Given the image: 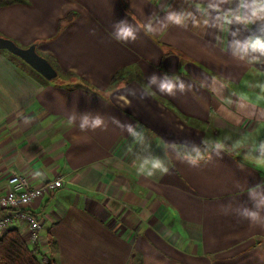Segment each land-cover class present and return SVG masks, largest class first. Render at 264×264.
Instances as JSON below:
<instances>
[{
  "label": "crops",
  "instance_id": "1",
  "mask_svg": "<svg viewBox=\"0 0 264 264\" xmlns=\"http://www.w3.org/2000/svg\"><path fill=\"white\" fill-rule=\"evenodd\" d=\"M252 5L0 0V37L35 44L62 74L48 82L0 51V195L13 174L63 182L31 207L56 264H264V55L243 47L264 39V18Z\"/></svg>",
  "mask_w": 264,
  "mask_h": 264
},
{
  "label": "built area",
  "instance_id": "2",
  "mask_svg": "<svg viewBox=\"0 0 264 264\" xmlns=\"http://www.w3.org/2000/svg\"><path fill=\"white\" fill-rule=\"evenodd\" d=\"M60 179L44 182L32 187L30 182L21 175L13 174L6 181V190L0 195V237L10 229V225L18 222L24 224L30 244L39 242L41 224L36 216L28 212L45 194L62 186ZM20 222V223H19ZM20 234V233H19Z\"/></svg>",
  "mask_w": 264,
  "mask_h": 264
},
{
  "label": "trees",
  "instance_id": "3",
  "mask_svg": "<svg viewBox=\"0 0 264 264\" xmlns=\"http://www.w3.org/2000/svg\"><path fill=\"white\" fill-rule=\"evenodd\" d=\"M9 58L10 60H13L16 57L9 54ZM31 71L35 73L33 70ZM35 74L37 75V73ZM118 76L119 74H117V77ZM61 188L62 186L49 193H55ZM28 212H30L31 215L36 216L35 213H32L31 209H28ZM46 243V250L40 248L41 251L39 252V246L35 244L34 246L29 247L30 244L25 242L18 230L8 229L6 233L0 237V264H42L36 254L42 255V257L45 258V264H56L54 259L57 252L56 246L53 243V240L49 239V237H47ZM45 251H48L47 254Z\"/></svg>",
  "mask_w": 264,
  "mask_h": 264
},
{
  "label": "water",
  "instance_id": "4",
  "mask_svg": "<svg viewBox=\"0 0 264 264\" xmlns=\"http://www.w3.org/2000/svg\"><path fill=\"white\" fill-rule=\"evenodd\" d=\"M0 51H5L18 58L48 82L58 77V73L52 65L37 53L35 44H31L28 47H20L12 40L0 37Z\"/></svg>",
  "mask_w": 264,
  "mask_h": 264
},
{
  "label": "clouds",
  "instance_id": "5",
  "mask_svg": "<svg viewBox=\"0 0 264 264\" xmlns=\"http://www.w3.org/2000/svg\"><path fill=\"white\" fill-rule=\"evenodd\" d=\"M251 16L255 18H264V0H253ZM168 19L176 23H180V17L176 15H169ZM236 20L239 22H246L244 18L241 16H237ZM120 36L124 39H127L129 37L134 38V33L132 32L131 28L125 27L121 30ZM243 47L245 50L250 48L252 51L254 52L258 51L262 55H264V39L262 38H256L255 40L249 41ZM173 87L174 85H172L170 82H164L160 85V89L162 91L166 90L168 92H171ZM100 123L102 122L99 120L94 122L96 126H99ZM248 215L253 220L258 217V213L255 212L248 213Z\"/></svg>",
  "mask_w": 264,
  "mask_h": 264
},
{
  "label": "rangeland",
  "instance_id": "6",
  "mask_svg": "<svg viewBox=\"0 0 264 264\" xmlns=\"http://www.w3.org/2000/svg\"><path fill=\"white\" fill-rule=\"evenodd\" d=\"M5 38V37H4ZM48 43V40H44L43 39V41L42 42H40L39 44H41V45H43V44H47ZM40 45V46H41ZM37 52H38V54L41 56L42 55V53H39V50L37 49ZM41 52V51H40ZM42 57H43V55H42ZM44 58V57H43ZM46 58V57H45ZM16 63H23L21 60H19L18 58H14L13 59ZM22 65H24V63L22 64ZM25 67H26V65H25ZM61 77H62V74H59V76H58V79L56 80V81H60V79H61ZM69 80L71 79V77H69L68 78ZM47 209H49V207L47 208ZM47 209H46V211H47ZM24 240L25 241H27V242H29V237H28V234H25V238H24ZM39 245V243L38 242H36V243H34V244H30L29 245V247H32V246H34V245ZM43 250H45V248L43 249ZM38 251L40 252L41 251V249L40 248H38ZM47 252L48 251H45V253L47 254ZM36 256H37V258L39 259V261L42 263V264H45V261H44V257H42V255H39V254H36Z\"/></svg>",
  "mask_w": 264,
  "mask_h": 264
}]
</instances>
